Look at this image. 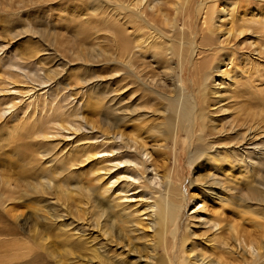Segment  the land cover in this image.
<instances>
[{"label": "bare ground", "instance_id": "6f19581e", "mask_svg": "<svg viewBox=\"0 0 264 264\" xmlns=\"http://www.w3.org/2000/svg\"><path fill=\"white\" fill-rule=\"evenodd\" d=\"M0 14L36 42L0 55V264H264V0Z\"/></svg>", "mask_w": 264, "mask_h": 264}, {"label": "rangeland", "instance_id": "374dc122", "mask_svg": "<svg viewBox=\"0 0 264 264\" xmlns=\"http://www.w3.org/2000/svg\"><path fill=\"white\" fill-rule=\"evenodd\" d=\"M40 13V12H39ZM37 14L38 16L37 17H39V15L40 14ZM42 18V17H41ZM41 18H37L35 21H36V24H35V26H40V27H42V25L40 24L41 23ZM3 20H4V18H2V15L0 14V44L1 45H3V49L0 51V55H5V54H7L8 56H11V57H18V55H17V53L19 54V53H22V52H27L28 50H27V48L29 47V43H28V41H35V39L33 38H31V37H29V36H27V35H29V34H20L18 37H15V38H13V39H11L10 38V36L7 34V32H10V31H15V32H19V31H21V29H22V27H21V25L23 24V22L22 23H16V24H11V23H6V22H4L3 23ZM37 20H39V21H37ZM25 24V23H24ZM33 41V42H34ZM34 43H36V42H34ZM5 49V50H4ZM4 52V53H3ZM2 53V54H1ZM192 68L191 67H189V66H187L186 67V69H185V77H188V84H190L191 83V80H193V77H192V70H191ZM74 73V72H73ZM73 73L72 74H70L69 75V79L68 78H66V80L64 81L65 82V84H67L68 85V83L70 82V80L74 77L73 76ZM69 88V87H68ZM47 89V88H46ZM45 89V90H46ZM76 90H73V92H75ZM88 92V91H87ZM76 97H78V96H76ZM86 99L88 98V96H86L85 97ZM85 99V100H86ZM76 100V99H75ZM88 100H89V98H88ZM88 117V116H87ZM90 117V116H89ZM132 123V124H131ZM136 123V122H135ZM133 124H134V122H131V121H129V122H126L125 123V125H127L128 127H130V129H132V127H133ZM136 125V124H135ZM101 126V125H100ZM128 127H126V129H125V131H127V130H130V129H128ZM136 127V126H135ZM135 127H133V128H135ZM121 130L122 129V127L121 126H118L117 128H115V130ZM187 156H184L183 157V159H182V162H181V167H184L185 169H188V167L186 166V158ZM173 159H170V161H169V166H172V164H173ZM189 170V169H188ZM192 170H194L193 168H190V173H191V177L192 176H194L193 174H192ZM186 175V184L188 185V187H187V189H188V192H195V190L192 188V189H189V181H188V179H187V177L189 176L188 174H187V172H185L184 173V176ZM191 188V187H190ZM26 202H28V200H25L24 201V204L22 203V207H20V211L21 210H24V212H23V216H24V214H25V216H28L29 215V213H27V212H29V211H31L30 209H29V207H27V208H24V207H26L25 205L27 204ZM31 203V201L29 200V203L27 204V205H31L30 204ZM206 204L208 205V209H209V211H210V209H211V206L212 205H215L217 208H219V207H223L224 208V210L222 209L221 210V216H223V217H225V219H226V221H225V223H237V228H238V230L239 231H241L242 229H245V228H247L248 227V229L250 230V231H252V233H253V236H256V235H260L262 232H261V228H259L258 227V225H256L257 223H261V220H254L253 221V223H251V224H249V225H247L246 224V221H244V219L242 218V214H239V213H237V211H236V209H233V208H231V207H229V206H223L222 204H220V202H218V201H212V200H206ZM34 205V204H33ZM189 212V211H188ZM17 214H20L19 212L17 213ZM23 216L21 215V217H19V219L18 220H20V218H23ZM3 218V217H2ZM1 219V218H0ZM183 219H184V217H183ZM2 221H5V224L7 225V226H11L12 224H14L13 222H12V219H10V217H8V219H6V217H5V219H1ZM4 224V225H5ZM5 225V226H6ZM199 231H203V229L201 228V229H199ZM23 232V231H22ZM4 235V234H3ZM40 263V262H39ZM43 263V261H41V264ZM36 264V263H35Z\"/></svg>", "mask_w": 264, "mask_h": 264}]
</instances>
